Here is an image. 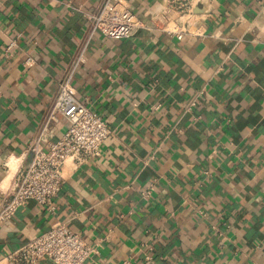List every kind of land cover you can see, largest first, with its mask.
<instances>
[{
  "label": "crops",
  "instance_id": "1",
  "mask_svg": "<svg viewBox=\"0 0 264 264\" xmlns=\"http://www.w3.org/2000/svg\"><path fill=\"white\" fill-rule=\"evenodd\" d=\"M200 1L182 39L140 29L87 42L71 84L110 134L65 171L53 211L27 199L0 224V259L65 222L99 244L83 264H264V0ZM99 2L0 0V191L27 167L86 41L75 7ZM128 3L142 17L160 0Z\"/></svg>",
  "mask_w": 264,
  "mask_h": 264
},
{
  "label": "built area",
  "instance_id": "2",
  "mask_svg": "<svg viewBox=\"0 0 264 264\" xmlns=\"http://www.w3.org/2000/svg\"><path fill=\"white\" fill-rule=\"evenodd\" d=\"M200 2L160 0L158 8L146 9L142 17L130 8L128 0H100L94 12L75 7L90 23L86 41L60 82L52 107L29 144L31 157L27 167L17 173L9 187L0 191L3 195L0 224L10 219L27 199H33L53 211V197L61 188L65 171L74 170L97 156L110 134L106 121L77 99L71 84L75 70L84 61L86 44L93 35L98 32L108 38H127L143 29L182 39L190 32L189 26L198 20L195 10ZM15 41L12 39L5 50H10ZM32 61L31 57H27V64ZM194 101L195 98L191 105ZM59 117L66 121V128L57 139L51 140L53 125ZM98 245L97 242L90 243L63 222L34 235L6 253L0 259V264H37L44 258L53 264H83L98 252Z\"/></svg>",
  "mask_w": 264,
  "mask_h": 264
},
{
  "label": "bare ground",
  "instance_id": "3",
  "mask_svg": "<svg viewBox=\"0 0 264 264\" xmlns=\"http://www.w3.org/2000/svg\"><path fill=\"white\" fill-rule=\"evenodd\" d=\"M13 161H14V160H12L11 162H13ZM11 162H10L9 165H10L11 170H13V167H12V163H11ZM10 173H11V172H10ZM10 175H11V174H9V175L6 177L5 181L3 180V181H4L3 183H5V182L8 180V178L10 177Z\"/></svg>",
  "mask_w": 264,
  "mask_h": 264
}]
</instances>
